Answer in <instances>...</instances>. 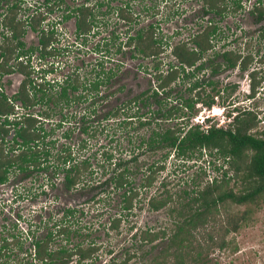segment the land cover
I'll return each mask as SVG.
<instances>
[{
    "label": "rangeland",
    "instance_id": "374dc122",
    "mask_svg": "<svg viewBox=\"0 0 264 264\" xmlns=\"http://www.w3.org/2000/svg\"><path fill=\"white\" fill-rule=\"evenodd\" d=\"M15 1L19 6L16 15L20 19L36 15V11H43L46 7L43 4L44 0H0V18L2 17L1 12L5 10L3 5ZM98 1L103 0H65L61 7L53 6L52 10L48 9L49 11L43 13L42 24L52 22L55 23L57 29L55 39L49 48V52L52 51L53 55L44 60H38L33 56L31 60L35 68L34 71L32 70V75H43L42 70L49 68V73L46 75L50 78H63L67 75L75 78V75H79L82 81L86 77L93 79L97 71H107L110 67L119 77H112L115 81L111 88L106 86V83L99 86L98 91L101 96L98 93V97L92 95V99H82L79 103L68 104L62 111L69 117L60 119V113L52 112V116H49L51 120L44 122L49 132L46 140L54 139L55 141L53 147H50L51 156H48L45 161L42 160L43 165L48 168L43 170L37 168L33 174L30 171L24 176L22 171L12 167V178L0 185V238L7 236L8 240H13L10 237L11 233L16 234L18 231L23 233L21 234L23 250L15 245L12 246L14 252L10 254L9 259L2 257L0 264H29L27 254L33 251L29 237H32V234L36 237H43L49 229H55L54 225L60 219L68 225L70 230H76L77 233L67 240L64 234L60 233L55 237V242L50 243L51 247L56 248L60 245L72 247L79 241L87 245L89 240L96 242L99 246L96 252L98 257L93 262L89 260L78 262L77 256H73L65 264H105L111 258H114L118 264H122V260L125 263L131 251L135 252L134 257L126 264H149L152 257L166 246V236L175 227L178 216L175 210H170L176 207L174 201L180 199L178 195L183 189L190 191L192 188L205 186L213 179L221 180L225 169L228 171L226 178L230 177L227 178L229 179L228 188L232 187L238 193L244 185L242 177L232 178L233 171L228 169V165L223 162L222 158L215 159L214 155L210 156L206 153L199 158L195 154L189 159L176 160L174 157H168L164 169L155 174L153 183L145 188L140 187L139 184L146 173L145 166L158 161L164 150L138 153L141 148L137 147L139 137L148 136L151 129L156 127L154 121H160L158 123L164 127L174 126L181 122L179 118L154 119L156 115L149 112L157 111L161 106L169 108L175 104L179 105L178 96L185 98L196 96L195 94L199 93L201 97L207 98V95L213 94V85L216 89H221L226 82L234 83V91L230 88L232 92L227 97L224 93L223 96L215 97V102L209 108L200 101L196 102L194 105L196 116L189 120V123H199L206 127L205 122L208 118V124L227 126L231 120V117L228 118L226 115L228 110L237 107L241 110L243 108L253 109L257 113L260 121L254 130L264 126V60L260 61L257 56L259 53H264V36H261L264 33V17L259 22H255V13L251 12V5L255 0H240L241 8L238 9L234 8L232 0H226L227 7L224 17L217 20L221 34L214 48L215 50L222 46L231 49L240 47L243 53L246 51L256 53L249 64L250 70L254 68L258 73L254 95L252 97L249 95L251 89L248 71L242 73L238 69L231 72L222 69L215 75H210V69L204 68L197 71L196 75L190 79L182 78L181 73L166 87L159 89L157 99L161 101L160 103L151 97L147 99L149 105L139 106L137 112L142 113V117L148 118L149 121L145 126H139L137 118H132L131 124H118L125 115L135 111L136 104H130L131 107L124 108V112H120L115 118L105 116L106 111L119 106L126 107V102L136 93L141 90L150 93L153 87H157V75L153 72L154 64L159 63L157 72H162L164 76L169 63H177L171 54V48L164 47L165 43L172 46L187 39L200 28L199 24L195 23L198 17H202L206 23L212 15L203 13L205 4L203 0H126L129 3L127 9L130 14L128 16L130 15L133 19L130 33L139 26L146 27L147 24L153 23L157 37L162 38L164 46L160 50L159 57L152 61L151 57H143L138 53L135 55L132 47L123 46L121 48L123 53L116 52L129 25L119 20L113 13L104 15L101 11H104L105 6L101 7L98 12L97 24L91 32H87L85 43L81 41L82 37L76 36L72 18L64 22L60 21L65 9L71 10L77 3H97ZM115 4L117 3L114 2L113 5ZM135 13H137L136 16ZM27 30V43L36 44V34L30 32L28 28ZM112 30L118 34L115 39L110 34ZM1 31L4 30L0 26ZM95 47L100 49L94 50ZM214 60L218 62L219 58L214 57ZM25 70L26 68L20 69L16 71L19 74L14 75H22L26 72ZM194 81H198V85L191 89ZM209 81L212 85H208ZM166 94L167 98L164 99ZM90 109L97 111L90 116L88 114ZM62 120L64 121L60 122ZM86 124L90 125L88 134L82 132V127ZM8 129L9 134L14 132L12 128ZM78 144L80 150L77 149ZM82 144L83 147H81ZM3 146L8 147L9 144H0L2 155L5 156L7 154L4 153ZM67 146L72 147L76 159L90 156L92 171L91 175L83 173L81 182L70 189L64 186L62 169H54L52 164V162H58L55 159L57 154ZM133 149L135 154L138 153V164L141 163L138 166L143 171L134 177V185L137 184V190L140 193L132 210L123 215L120 225L113 229L110 223L121 210L120 194L111 189L108 191L95 188V186L105 181L113 167L112 161L104 159V153L111 152L114 157L118 155L124 157ZM62 153L65 154V151ZM42 156L46 155L42 154ZM214 164L223 166L216 170ZM165 189L172 193L173 201L157 210L150 209L147 206L149 197L156 195L160 198ZM66 208H75V214L65 218ZM229 216L236 217L237 223L236 229H230L226 234L223 229L219 228V225L227 221L226 218ZM209 218L210 221L205 230L214 236L218 244L211 246L208 250L204 249L202 258H200L204 260V264H264V197L244 204L227 202L219 208V212L210 214ZM230 222V226L234 225L232 221ZM146 229L151 231L164 229L167 235L145 243L139 240L138 235L140 231ZM87 233L90 235L86 236ZM202 236L206 240L209 234ZM81 237L84 239L80 240ZM200 238L201 235H197V239ZM35 263L40 264L34 260L33 264Z\"/></svg>",
    "mask_w": 264,
    "mask_h": 264
},
{
    "label": "trees",
    "instance_id": "16d2710c",
    "mask_svg": "<svg viewBox=\"0 0 264 264\" xmlns=\"http://www.w3.org/2000/svg\"><path fill=\"white\" fill-rule=\"evenodd\" d=\"M203 1L205 3L203 13H209L212 16L209 17L206 23H204L202 17H198L195 23L199 24L200 28L189 35L187 39L181 40L179 43L172 46L169 45V43H165L164 46L162 38L157 37V33L153 28L139 27L134 30L133 33H130L132 25H129V29L126 31L127 38L122 40V42L125 46L132 47L135 55L138 53L143 57H151L152 61H155V59L159 57L160 50L163 46H168V48H171V54L177 61L176 64L169 63L166 70L167 73L164 76L162 72H157L159 71V63H155L153 72L154 75H157L158 86L153 87L150 93L144 91L139 95H135L128 100L129 104L133 101L134 104L141 102L144 105H149L150 103L147 99L151 97H153L157 103H160L161 101L157 99L160 93L159 89L166 87L170 81L181 73L183 74L182 78L190 79L196 75L197 71L204 68L210 69V75H215L222 69H238L242 73L248 71L247 74L249 75L250 81L249 87L251 89L249 95L251 97L254 95L258 83L256 79L258 73L254 68L250 70L249 64L253 61L256 53L253 51H246L243 53L240 47L231 49L223 46L214 50L216 47V40L221 34L217 20L224 17V11L227 7L226 0ZM263 2L264 0H255L251 5V12L255 13V22H259L264 17ZM232 3L236 9L241 7L240 0H232ZM7 4L6 15H4L2 23L7 25L13 34L12 38H17L18 33L16 34L15 31L19 30L20 23L28 21V17H26L24 21L15 18V10L18 8L17 4ZM99 4L102 6L103 2ZM106 5L109 6V3L106 2ZM122 8L123 7L118 6L119 12H122ZM93 9L94 7L80 4L72 8V12L64 14L63 18L67 19L74 15L76 17L75 33L77 35L86 33L90 30L92 22L94 23V21L98 19L96 14L92 11ZM49 10H52V8L50 7ZM121 16L127 18L126 16ZM38 20L40 21V19ZM126 20L129 22L133 21L132 18H127ZM39 21L36 23L35 16H32L28 22L35 29V26L39 25ZM49 33H53V30H50ZM261 36L263 37L264 33H262ZM5 37L6 39H4V41L8 42L2 45V54L5 51L8 52L10 48L11 39L9 40L6 34ZM50 37L51 34L48 38ZM40 41L42 42V36L40 37ZM121 48L120 43L116 52H122ZM257 56H259L258 58L260 61L264 60V53H259ZM214 57L219 58V61L216 62ZM110 71L112 77L117 76L112 68ZM109 76L110 74H107L106 78ZM103 78H105V75ZM100 83L102 84L104 81L98 79L95 83V87L97 88ZM197 85L198 81H194L191 89L195 88ZM208 85H212V82L209 81ZM234 87V83L231 84L227 82L221 89H216L213 85V94L207 95V98L201 97L199 93H196V96H188L185 98L178 96L179 100L177 103H179V105L175 104L169 108H163L161 106L157 111L152 110V112H149L152 115H156L154 119L172 120V118H179L181 122L176 123L174 126L164 127L161 123H158L160 121H154L156 127L151 129L148 136L139 137L137 148H141V151H138V153L142 151L153 152L156 150H164L158 161H153L150 165L145 166L146 173L144 172L143 180L141 184H139L140 187L145 188L153 183L155 174L164 169L168 157H174L176 160H180L189 159L194 154L199 158L206 153L210 156L214 155L215 159L218 157L222 158L223 162L228 165V169L233 171V174H231L232 178L242 177L244 182L242 190L238 193L234 191L232 187L228 188L227 183L229 179L227 178L230 177L226 178L228 171L225 169L221 180L213 179L211 182L205 184V186L192 188L190 191L183 189L178 195L180 199L174 201L176 207L170 210H175L178 216L175 227L170 234L167 235L164 229H158L157 231L146 229L139 232V240L145 243L153 242L160 236L163 237L167 235L165 239L166 246L161 249L160 253L152 257L149 264H204V260H200L204 249L208 250L211 246L218 244L214 236L205 230L206 225L210 221V214L219 212V208L227 202L244 204L247 202H254L259 197H264V126L254 130L258 127L260 120L253 109L243 108V110H241L234 107L232 110H228L226 115L228 118L231 117V120H229L227 126H217L214 123L208 124V118H206L207 122H205L206 127L199 123H189V120L196 116V110L194 111L196 102L200 101L204 106L209 108L215 102V97L223 96V93L225 97H227L232 90L234 91ZM73 88H75V86H73ZM230 88L232 90H229ZM63 95L67 96L66 87H64ZM166 98L167 94L164 99ZM134 110L135 111H131V113L125 115L118 124H131L132 118H137L139 126H145L149 123L148 118L142 117V113L139 114L137 112L139 110L138 106ZM183 110H186V112H183ZM92 112L95 111L92 110ZM120 112H124L121 106L113 108L106 114L108 118H115ZM82 132L88 134L89 125L83 126ZM16 135L23 137L24 141L20 145L24 148L18 153L17 157L5 158L0 148L1 183L8 180V172L10 167L14 165L16 170L22 172L29 171L30 161L38 164V168H48L47 166L44 167L41 165L42 161L40 159L42 154L46 155L44 156V161L48 156H51L49 148L47 149L45 147L43 150H36L35 147H37L38 144H29L28 141L30 138L27 137V134L17 132ZM67 135L66 133V136ZM27 150L30 151L27 152ZM64 151L65 154L62 153ZM129 152L130 153L124 157L121 155L114 157L111 152L104 153V159L112 161L113 167L105 181L95 186V188L107 189L108 191L111 189L113 192H119L120 194L119 206L121 210L118 216H115L110 223V227L113 229L120 225L123 215H126L127 212L132 210L136 198L140 193V191L137 190V184L134 185V177L139 174V172H143L142 168L138 166L141 163L139 162L138 164V153L135 154L134 149ZM90 158V156H86L79 159L77 158V160L76 157L72 155V148L70 146L60 150L55 158L58 162H52V164L54 165V169H62L65 188L70 189L80 183L84 175L83 173L92 174ZM143 166L144 165H142V167ZM222 166V164L218 166L214 164L216 170L221 169ZM164 191L165 192L161 194L160 198H157L156 195L149 197L147 206L150 209L157 210L173 201L172 193L168 192L166 189ZM75 212V208H66L65 218L67 216H73ZM235 218L236 217L229 216L226 218L228 219L227 221L220 223L219 228L223 229L226 234L230 229H236L237 222ZM230 221H232L235 226H230ZM54 227V230L49 229L43 237H36L34 234H32V237H29L28 235L30 243L33 246V251L30 253L25 250L26 253H28L27 255H29V264H33L34 260L40 264H65L69 262L73 256H77L78 262L84 260L93 262L97 259L98 255H96V252L99 246L92 240H89L87 245L79 241L72 247H67L66 245H60L56 248L51 247L50 243L55 242V237L60 233L61 235L64 234L66 240L69 239L71 235L73 236L77 233L76 230H70L68 225L61 219ZM206 233L209 234V236L205 240V237L202 235H206ZM21 234L23 233L20 231L16 234L11 233L10 237L11 239L13 238V240H8L7 236H2L0 238V259L2 257H7L9 259L10 254L14 252L12 248L14 245L19 247L20 250H23V238ZM199 234L201 238L197 239V235ZM89 235V233L86 234V236ZM83 239L82 237L80 238V240ZM134 254V251L129 252L125 259V263L123 260L121 263L126 264L127 261L134 257ZM105 264L118 263L114 258H111Z\"/></svg>",
    "mask_w": 264,
    "mask_h": 264
},
{
    "label": "flooded vegetation",
    "instance_id": "af4514ba",
    "mask_svg": "<svg viewBox=\"0 0 264 264\" xmlns=\"http://www.w3.org/2000/svg\"><path fill=\"white\" fill-rule=\"evenodd\" d=\"M64 2L65 0H44L43 4L46 6L45 8H47V10H45L44 8L43 11H39V12L36 11V15H33L35 16L36 23H38L39 21L38 19H40L39 25L35 26L36 27L35 29L28 22L30 21V18L32 16L31 17L27 16L28 21H24V19L18 18L20 21L23 20L24 22L20 23L19 30L15 31L16 34L18 33L17 38L16 37L12 38L13 34L11 33V31L9 30L6 24L2 23V20L4 19V15H6V9L8 4L3 5L5 10L1 12L2 17L0 18V26L4 30L0 32V144L1 145L4 143L9 144L8 147L3 146L4 153L9 155V156L3 155L4 158L17 157L18 153H20V151L24 148L23 146L20 145L24 141L23 137L17 136L16 135L17 132L27 134V137L30 138V140L28 141L29 144L32 145L33 143H37L38 146L35 147L36 150L37 149L43 150L45 147L47 149L49 148L50 150V147L53 146L55 141L54 139L46 140V138L49 135V132L46 130L44 126L45 124L44 122L46 120L48 121L51 120L49 119L50 118L49 116H52L53 114L52 112H58V114L60 113V119L67 118L69 117L67 116L68 114L64 115L62 110L66 106H68V104H70L71 102L79 103V101L82 99H87V98L92 99L93 98L92 95L98 97V93L100 95L98 88L99 86H101V83L98 85L97 88L95 87V83L98 79L101 81L103 80L104 83H106V86H109L110 88L113 85V81H115L112 79L110 67L107 69V71H102V70L99 72L95 71L96 76H94L93 79L90 78L88 79L86 77L83 78L82 81L79 75H75V78H71L69 75L64 76L63 78H57V77L50 78L49 75H46L49 73V68L42 70L44 72L43 75H32V70L34 71L35 68L34 63L31 60L33 56H35L38 60H44L50 57L51 55H53L52 51L49 52L50 51L49 48L51 47L52 41L55 39L54 35L57 29L55 27L56 26L55 23L48 22L46 23V25L42 24L44 18L43 13L49 11L48 9H50V7L52 9L53 6H57L58 8L61 7L62 4H64ZM101 2H103L102 6H100L99 4ZM106 2L109 3V6L106 5ZM114 2L117 4L113 5ZM14 3L17 4L16 1ZM80 4L94 7L92 11L96 14L97 18L99 17V13H98L99 10H101V7L105 6L104 11H101L103 12L104 15L107 13L109 14L113 13L117 16V18H119V20H122L123 22H127V25H132L131 22L126 20L127 18L128 19L131 18L129 17L130 15L128 16V14H130L127 9L129 3L126 0L125 1L103 0V1H98L97 3L82 2V3H77L72 8L79 6ZM118 6L123 7L122 12H119ZM67 7L68 6H66V8ZM124 10H125V14H123ZM69 12H72V9L71 10L69 8L68 10L65 9L64 13H62V17L60 21L64 22L72 18L74 29H76V17L74 15L68 17L67 19L63 18V15ZM121 15L126 16L127 18H124ZM136 15L137 13H135V16ZM15 18H17V15ZM97 22L98 19L94 21V23L92 22L91 28L88 31V33L91 32V30L94 28ZM139 27H145V26H139ZM146 27L153 28V30L155 31V26L153 25V23L147 24ZM27 28L29 29L30 32L36 34L37 36L36 44L32 45L27 43L26 40V36L28 32ZM50 30H53V33H49ZM5 34L9 37V40L11 39L10 48L8 52L5 51L2 54L1 47L2 45L8 42V41H4V39H6ZM50 34L51 37L48 38ZM110 34L114 36V39L116 36H118V34L113 30L110 32ZM86 35L87 32L79 35L76 34L77 37L79 38L82 37L81 41L83 43L86 42L84 41ZM41 36H42V42L40 41ZM126 38L127 36L125 33L123 40H125ZM120 43H121V47L123 48L124 43L122 42V40L120 41ZM96 49L99 50L100 48L95 47L94 50ZM23 68H26L25 70L26 72L23 73L24 75L23 74L14 75V74H19L18 72L16 73V71ZM50 71H52V69ZM231 71L232 70H230V72ZM107 74H110V76L106 78ZM100 75L103 76L105 75V78H103V76ZM116 77H119V75H117ZM73 86H75V88H73ZM64 87H66L67 96L63 95ZM92 91L94 92V94ZM142 92H144V90H141L140 92L136 93V95H139ZM130 104H134V102L132 101ZM130 104L127 101L126 107H123V109L124 108L128 109V107H131L129 106ZM136 105L139 107L140 105L142 106V103L138 102L136 103ZM92 110L95 112H92ZM110 110L112 109H109L108 111H106V113L109 112ZM96 111H97L96 109H90L88 111V114L91 116L93 113L95 114ZM105 116H107V114ZM63 121L64 120L60 122ZM8 128H12L14 132L13 133L11 132V134H9L10 131ZM81 147L83 146L81 145ZM77 149L80 150L79 144L77 145ZM29 151L30 150H27V152ZM72 155L76 157V155L73 153V149H72ZM40 160L44 161V157L42 156ZM35 164L36 163H33L32 161L29 162L30 165L29 171L23 172L24 176L29 174L30 171H32V174L34 173L33 171L36 170L39 166L38 164L36 165ZM41 165H43V162ZM12 167H15V165ZM12 167H10V170L8 172V176H9L8 180L12 178L11 177ZM4 183L5 182L3 183L0 182V185Z\"/></svg>",
    "mask_w": 264,
    "mask_h": 264
}]
</instances>
